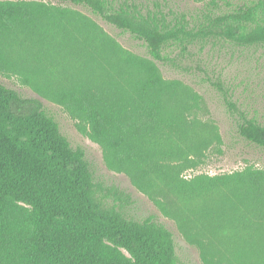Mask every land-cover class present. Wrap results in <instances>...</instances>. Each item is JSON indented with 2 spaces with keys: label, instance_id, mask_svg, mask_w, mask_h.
I'll list each match as a JSON object with an SVG mask.
<instances>
[{
  "label": "trees",
  "instance_id": "trees-1",
  "mask_svg": "<svg viewBox=\"0 0 264 264\" xmlns=\"http://www.w3.org/2000/svg\"><path fill=\"white\" fill-rule=\"evenodd\" d=\"M58 1L130 32L151 58L69 7L0 0V74L20 75L61 105L101 145L107 167L160 206L176 201L206 264H264V170L184 178L205 145L190 118L199 95L166 79L156 62L168 45L208 36L264 44V0L207 13L197 26L158 3L144 10L127 1ZM239 133L264 148L263 123L244 117ZM122 200L101 191L84 150L71 146L39 99L0 83V264H179L173 233L153 217L126 216Z\"/></svg>",
  "mask_w": 264,
  "mask_h": 264
},
{
  "label": "rangeland",
  "instance_id": "rangeland-1",
  "mask_svg": "<svg viewBox=\"0 0 264 264\" xmlns=\"http://www.w3.org/2000/svg\"><path fill=\"white\" fill-rule=\"evenodd\" d=\"M69 7L93 20L124 49L151 58L145 43L130 32L105 21L82 5L58 0H39ZM135 3L144 10L155 3L169 17L185 15L194 26L205 21V15L227 13L253 0H116ZM165 60L156 61L166 79H177L199 95V106L190 118L198 120V132L205 145L195 157L196 166L186 168L183 176L191 179L199 174L219 175L243 170L246 167L264 170V148L242 137L239 125L244 117L264 124V44L240 45L218 36L199 38L187 44L173 43L165 47ZM0 83L13 88L26 98H36L43 109L53 116L73 148H82L93 177L101 191H117L126 216L134 219L153 217L172 233L179 264H206V250L186 238L178 218L176 201L161 206L151 196L139 190L129 176L107 167L99 143L80 132L77 120L57 102L38 94L24 83L20 75L0 74ZM114 193L110 195L114 199ZM192 208V205H191ZM196 210L197 208L194 207Z\"/></svg>",
  "mask_w": 264,
  "mask_h": 264
}]
</instances>
